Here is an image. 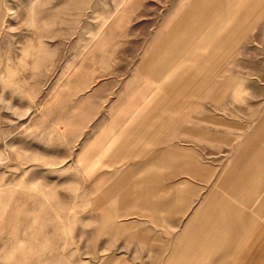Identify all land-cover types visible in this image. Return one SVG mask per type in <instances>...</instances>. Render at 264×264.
Wrapping results in <instances>:
<instances>
[{
  "label": "rangeland",
  "instance_id": "1",
  "mask_svg": "<svg viewBox=\"0 0 264 264\" xmlns=\"http://www.w3.org/2000/svg\"><path fill=\"white\" fill-rule=\"evenodd\" d=\"M0 264H264V0H0Z\"/></svg>",
  "mask_w": 264,
  "mask_h": 264
},
{
  "label": "crops",
  "instance_id": "2",
  "mask_svg": "<svg viewBox=\"0 0 264 264\" xmlns=\"http://www.w3.org/2000/svg\"><path fill=\"white\" fill-rule=\"evenodd\" d=\"M190 13V12H189ZM188 13L185 15V18L190 17ZM217 19V18H216ZM219 19V18H218ZM152 69V68H151ZM156 69H155V75L154 78L156 80ZM180 149H183L180 147ZM187 160V167L185 172L189 174L190 176L204 181L208 182V179L206 178L207 171H211L215 168H210L206 166L203 162L197 159H190L186 158ZM145 172L148 171V169L145 170ZM154 173L156 176H158L157 170H159V166H155ZM144 175V174H143ZM201 188L199 189L198 193L193 194V196H184L180 201L181 205L179 206L178 201L175 199H172V193L175 191V187L173 185H163L158 186L153 191H147L143 193L136 201L137 207L140 209L157 213L162 210H166L169 208H172V211L174 212L178 211L181 213H184L187 208L190 207V205H183L185 201L191 200L194 196L198 195ZM159 196L162 198L159 200ZM171 196V197H170ZM170 197V198H169ZM219 202L217 201V196H211L207 195L205 197V201L195 210L193 216L189 220V222L184 227V230L186 231L188 228H190L192 220L198 217V212L200 210H204V218L203 216L200 218L198 222L195 223L193 226V231L195 235L188 239L187 244L192 247V249L197 248H209L214 247V250L217 251L218 247L217 245H221L222 248H220L223 251H230L232 248H230V244L232 241H234V235L231 233V228H235L239 225V222L237 219H239V216H237V210L230 211V210H223L225 209V206L219 205ZM233 213V214H232ZM238 248H234L233 250H237ZM230 254H227L229 256ZM214 257V255H213ZM235 258V257H233Z\"/></svg>",
  "mask_w": 264,
  "mask_h": 264
},
{
  "label": "bare ground",
  "instance_id": "3",
  "mask_svg": "<svg viewBox=\"0 0 264 264\" xmlns=\"http://www.w3.org/2000/svg\"><path fill=\"white\" fill-rule=\"evenodd\" d=\"M228 26V25H227Z\"/></svg>",
  "mask_w": 264,
  "mask_h": 264
}]
</instances>
